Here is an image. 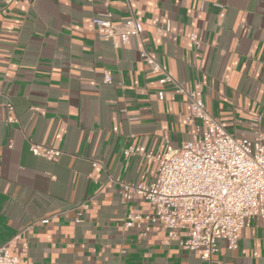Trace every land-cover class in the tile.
Wrapping results in <instances>:
<instances>
[{
	"label": "crops",
	"instance_id": "0c3cea01",
	"mask_svg": "<svg viewBox=\"0 0 264 264\" xmlns=\"http://www.w3.org/2000/svg\"><path fill=\"white\" fill-rule=\"evenodd\" d=\"M106 11L132 12L140 36L100 38L92 18ZM142 47L179 85L199 83L229 133L252 136L253 113L264 131V0H0V243L17 264H208L178 244L184 231L125 224L153 209L113 179L151 181L156 164L123 150L163 152L194 130L185 96L143 65ZM34 142L62 153L34 155ZM213 258L264 264L263 222L252 217L236 248L220 240Z\"/></svg>",
	"mask_w": 264,
	"mask_h": 264
},
{
	"label": "built area",
	"instance_id": "2783aa9c",
	"mask_svg": "<svg viewBox=\"0 0 264 264\" xmlns=\"http://www.w3.org/2000/svg\"><path fill=\"white\" fill-rule=\"evenodd\" d=\"M13 0H3L10 4ZM100 38L109 39L114 47L127 44L131 37H139L142 23L131 12L122 21H115L109 11L92 18ZM197 42V35L190 34ZM140 60L152 72L159 74L160 83H171L174 91L186 98V118L194 127L191 137L179 147H167L163 152L141 151L137 145L123 150L125 156L142 155L156 164L151 181L119 183L127 200L131 194L141 195L152 207L147 214L127 213L126 225L145 219L160 223L173 238L184 231L178 244L185 250H197L208 264H218L213 254L220 240L229 248H236L241 230L252 217L264 224V131L259 128L260 115L249 119L252 136L237 137L229 133L206 109L199 83L184 88L156 61L144 47ZM103 81L111 83L110 71H104ZM158 98L163 92L158 91ZM8 121H14L12 103L7 102ZM32 154L49 160L57 159L62 151L47 144L31 143ZM11 255L8 241L0 243V264H17Z\"/></svg>",
	"mask_w": 264,
	"mask_h": 264
}]
</instances>
